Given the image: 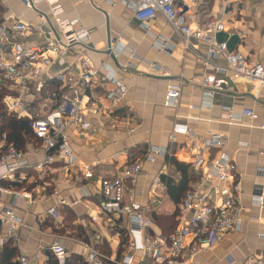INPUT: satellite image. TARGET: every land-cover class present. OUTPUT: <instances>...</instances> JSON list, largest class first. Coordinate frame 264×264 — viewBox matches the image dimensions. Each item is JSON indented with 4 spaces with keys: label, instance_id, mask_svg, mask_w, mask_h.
Instances as JSON below:
<instances>
[{
    "label": "crops",
    "instance_id": "obj_1",
    "mask_svg": "<svg viewBox=\"0 0 264 264\" xmlns=\"http://www.w3.org/2000/svg\"><path fill=\"white\" fill-rule=\"evenodd\" d=\"M182 1L190 6V14L196 16L195 21L202 28L212 17L223 23L226 31L211 34L217 43H226L229 50L238 51L252 62L264 66V0H239L238 4H232L225 11L223 0ZM58 4L62 9V19H79L90 32L92 51L89 55L94 65L100 68L103 63L114 64L116 79L125 87L126 96L112 109L110 102L102 98L104 90L112 89V85L107 84L104 88L99 83L94 84L91 95L102 106L99 117L87 115L94 131L93 140L85 144L75 135L73 128L67 130L75 157L78 162L91 167L92 180H85L79 172L64 170L60 162H55L49 169L47 167L43 180H40L34 165L44 159L45 152L38 148L35 157L31 158L30 168L24 172L22 183L10 185L14 191L24 189L31 192L35 203L27 204L20 200L13 207L12 196L0 193V210L13 209L24 222L19 243L17 246L10 243L17 250L16 261L23 254L29 256L31 264H44L47 260L45 247L51 234L68 237L64 242L67 251L82 258L83 248L74 241L87 240L86 236L96 230L89 226V222L90 215L98 213L97 206L101 198L98 178L118 174L126 160L129 161L139 151L147 152L152 146L165 148L176 161L190 165L198 153L205 159L225 153L230 159L231 173L241 185V230L199 254L196 258L199 264H242L246 258L264 254V238L259 237V234H264V204L258 206L251 201L255 195L264 198V129H261L264 125V86L260 87L247 79L227 76L224 90L214 95L209 106H202L203 89L200 83L209 74L202 64L203 59L223 63V57L215 55L207 43L190 39L191 47L186 49L181 37L160 14L148 24L141 25L134 19L133 12L119 0H58ZM0 11V21L9 18L32 26L31 31L18 38L26 47L45 45L50 40L51 37L35 29H45V23L52 22L49 8L44 2L36 3L29 10L23 5V0H0ZM159 41L166 44L164 50L155 49L154 45ZM109 44L119 52L117 63L103 52ZM79 53L77 49L72 50L63 56V65L54 62L46 73L53 76L65 66H75L81 55ZM51 57L55 59L54 55ZM10 58L6 46L5 59ZM162 70H168L170 77H163ZM40 80L45 83L43 93L34 96L33 85L29 92V99L37 104L43 96L47 97L44 101L50 98L49 95L56 96L47 86V76L42 75ZM168 85L179 87L175 107L164 105ZM242 110H253L257 118L240 116ZM107 112L119 118L126 114L132 116L137 127L135 133L129 135L126 130L119 133L106 129L105 125L110 122V118L105 115ZM123 112H126L124 116L116 115ZM178 124L191 128L197 139L190 140L182 135L173 137V127ZM208 132L223 134L225 147L213 150L210 154L204 152L201 139ZM33 142L27 141L23 148ZM172 171L173 168L165 163L164 157H158L154 164H145L135 186L134 198L147 205L153 204L152 198L159 195L163 199L154 214L163 215L173 209L169 214L172 215L175 205L168 195L165 191L153 194L151 187L155 176H166ZM43 182L47 183L46 190L42 187ZM209 183L207 186L212 187L213 184ZM39 190L44 194L42 197L35 193ZM53 192L62 198L79 202L72 208H61L56 223L46 216L47 209L55 203L50 196ZM163 205L166 210L160 211ZM156 227L155 233L161 234V230ZM1 232L5 234L6 227H2ZM193 238H189V241Z\"/></svg>",
    "mask_w": 264,
    "mask_h": 264
},
{
    "label": "built area",
    "instance_id": "obj_2",
    "mask_svg": "<svg viewBox=\"0 0 264 264\" xmlns=\"http://www.w3.org/2000/svg\"><path fill=\"white\" fill-rule=\"evenodd\" d=\"M119 1L133 12V17L139 24L146 25L160 14L181 37L186 49L191 47L190 39H196L207 43L215 55L223 57V63L203 59L202 64L209 74L200 83L203 89L202 106H209L214 95L224 90L227 76L233 79H247L260 87L264 86V66L252 62L238 51L229 50L226 43H217L211 37V34L226 31L220 20L212 17L207 21L205 28H202L195 21L196 16L190 14V6L182 0ZM38 2H44L48 6L52 17L51 23H45V29L35 28L51 37L45 45L26 47L18 40L32 30L30 24L9 18L0 21V85L6 88L2 105L7 113L27 120L34 140L23 149L0 143V183L5 184L0 185V193L12 196L13 207L20 200L27 204L35 203L31 192L24 189L14 191L10 185L22 183L24 172L30 168L31 158L35 157L38 148L45 152L44 159L34 165L40 180H43L46 168L49 169L55 162H60L64 170L79 172L85 180H92L94 176L91 167L77 161L67 130L73 128L75 135L85 144L93 140L94 131L87 115L99 117L102 106V103H98L91 95L94 84L99 83L104 88L107 84L112 85V89L104 90L102 95L103 99L110 102L112 109L126 96L125 87L116 79L114 64L103 63L100 68L94 65L89 55L92 51L91 34L80 20L62 19L58 0H23V5L32 10ZM239 2L223 0V10H228L232 4ZM6 46L10 60L5 59ZM154 47L161 51L166 48V44L159 41ZM74 49L79 50L81 54L75 66H65L53 76L46 73L54 62L63 65V56ZM103 52H108L109 58L112 54L115 60L119 53L112 44ZM51 55H54L55 59H52ZM161 74L163 77L171 75L168 70H162ZM42 75H46L49 82L59 85V95H49L54 101L50 98L44 101L47 97L43 96L37 104L29 99L30 86L33 85L34 96H40L45 89V83L40 80ZM178 96L179 87L168 85L164 98L165 107H175ZM105 115L110 118V122L105 125L106 129L119 133L126 130L129 135L135 133L137 127L129 114L121 118L110 116L109 112ZM240 116L257 118L253 110H242ZM230 119L233 120L231 117ZM261 129H264V125ZM172 133L173 137L182 135L190 140L197 139L195 132L186 125H175ZM201 143V149L210 154L213 150L223 149L226 139L223 134L208 132L201 139ZM166 152L165 148L152 146L143 159L135 157L131 161L126 160L118 174L98 178L101 194L97 206L98 213L91 214L89 222V226L95 227L96 230L86 236L87 240L74 241L83 248L84 264H199L196 260L199 254L219 245L231 234L241 230L242 190L239 181L231 173L229 157L221 153L217 157L205 159L198 153L191 163L197 180L191 184L175 208L176 229L168 237L155 233L153 214L163 198L155 195L157 198H152L153 204L143 205L134 198L135 186L143 166L154 164L156 159L164 157ZM208 182L213 186H207ZM46 184L43 182L42 186L45 190ZM151 187L153 194L165 191L161 174L155 176ZM45 190L43 189L44 192ZM35 193L41 197L44 195L40 190ZM50 196L55 203L47 209L46 216L52 223H56L60 218L61 208H72L79 203L62 198L57 192ZM251 201L258 206L264 204L262 195L253 196ZM2 227H6L5 234L1 232ZM23 227V219L17 216L13 209H1L0 248L7 243L17 246ZM192 236L194 240L189 241ZM259 237L264 238V234H259ZM68 239L60 234L49 235L45 248L57 264H66L71 255L64 245ZM102 245L110 248V256L102 252ZM17 263L31 264V259L22 254L17 258ZM242 264H264V254L246 258Z\"/></svg>",
    "mask_w": 264,
    "mask_h": 264
},
{
    "label": "trees",
    "instance_id": "obj_3",
    "mask_svg": "<svg viewBox=\"0 0 264 264\" xmlns=\"http://www.w3.org/2000/svg\"><path fill=\"white\" fill-rule=\"evenodd\" d=\"M1 12V11H0ZM47 86L52 90L55 95H59V85L55 82H48ZM6 95V88L4 86H0V143L4 142L5 144H12L16 146L18 149H22L27 141H34L30 128L28 126L27 120L17 118L14 114L7 113L2 105V99ZM126 112L121 113L117 116H121ZM127 115V114H126ZM3 136L5 139H3ZM140 153H135V156L129 158V161L132 158L140 157L144 158L146 151H139ZM165 163L168 166L173 168L172 173L166 176H161V180L165 186V193L168 195L170 201L176 206L183 198L186 191L189 189L191 184H193L197 177L192 170L190 164L182 163L176 161L172 156H170L167 151L165 156ZM153 221L155 226L161 230V234L163 236H170L174 230L176 229L175 222V212L172 215H153ZM102 252L106 256H110V251L106 245H102ZM45 256L47 258L44 264H57L54 257L48 250H45ZM18 253L16 248H13L11 244L7 243L0 249V264H18L16 261ZM66 264H84L83 260L78 255H70L67 259ZM104 264H111L109 262H105Z\"/></svg>",
    "mask_w": 264,
    "mask_h": 264
},
{
    "label": "rangeland",
    "instance_id": "obj_4",
    "mask_svg": "<svg viewBox=\"0 0 264 264\" xmlns=\"http://www.w3.org/2000/svg\"><path fill=\"white\" fill-rule=\"evenodd\" d=\"M164 207H165V205H163V207L160 208V211H165L166 208H164ZM169 210H170V211H168V212H164L163 215H164V216H167V215L171 214V212H172L173 209H169ZM156 226H157V225H156ZM157 227H158V226H157ZM157 227H156V228H157Z\"/></svg>",
    "mask_w": 264,
    "mask_h": 264
},
{
    "label": "water",
    "instance_id": "obj_5",
    "mask_svg": "<svg viewBox=\"0 0 264 264\" xmlns=\"http://www.w3.org/2000/svg\"><path fill=\"white\" fill-rule=\"evenodd\" d=\"M107 54L109 55L108 52H107ZM111 58L114 60L115 63H117L116 60H115V57L112 54H111Z\"/></svg>",
    "mask_w": 264,
    "mask_h": 264
}]
</instances>
